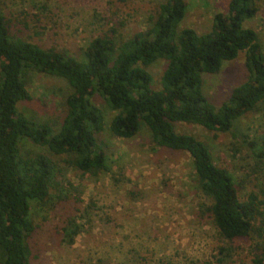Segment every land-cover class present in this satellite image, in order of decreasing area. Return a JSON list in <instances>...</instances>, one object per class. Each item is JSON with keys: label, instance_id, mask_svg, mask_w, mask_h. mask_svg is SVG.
I'll return each instance as SVG.
<instances>
[{"label": "trees", "instance_id": "16d2710c", "mask_svg": "<svg viewBox=\"0 0 264 264\" xmlns=\"http://www.w3.org/2000/svg\"><path fill=\"white\" fill-rule=\"evenodd\" d=\"M187 9L186 0H167L146 30L121 41L115 31L105 33L78 58L15 38L0 8V264H32V208L50 203L52 190L59 192V164L45 153L23 156V140L47 147L54 156L68 155L69 164L84 173L108 170L98 140L106 116L95 96L116 113L110 123L116 137L132 139L146 126L156 146L190 154L222 238L249 239L258 231L264 236V189L242 201L233 175L215 163L206 142L177 130V124L187 123L230 132L264 103V52L258 32L245 25L259 12L257 0H230L228 11L216 13L206 33L181 28ZM242 52L248 79L217 109L204 93V75L219 72ZM160 59L168 63L161 88L154 89L149 67ZM37 73L62 78L71 89L59 129L19 112V104L33 98L30 81ZM252 145L263 161L264 135ZM252 264H264V241L254 247Z\"/></svg>", "mask_w": 264, "mask_h": 264}, {"label": "rangeland", "instance_id": "374dc122", "mask_svg": "<svg viewBox=\"0 0 264 264\" xmlns=\"http://www.w3.org/2000/svg\"><path fill=\"white\" fill-rule=\"evenodd\" d=\"M166 1L0 0V8L15 38L82 58L98 36L115 31L121 41L146 30ZM186 2L181 28L206 33L215 14L228 11L230 0ZM257 5L258 14L245 25L258 32L264 52V0ZM167 63L160 59L149 67L154 89L161 88ZM248 76L242 52L219 72L204 75V93L218 109ZM30 92L32 100L20 103L19 112L59 129L71 92L68 83L37 73ZM93 101L106 116L98 140L108 156L107 171L84 173L69 164L68 155L54 156L28 139L21 143L23 156L45 153L61 168L59 192L52 190L50 203L32 208V264H252L254 247L264 236L258 231L249 239L221 237L208 210L212 201L199 188L190 154L156 146L146 126L132 139L116 137L110 129L116 113L100 97ZM177 130L206 142L215 163L233 175L242 201L252 192L261 194L264 160L254 154L252 144L264 135V103L237 120L230 132L187 123L177 124ZM257 225L262 226L261 219Z\"/></svg>", "mask_w": 264, "mask_h": 264}]
</instances>
